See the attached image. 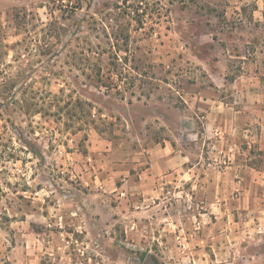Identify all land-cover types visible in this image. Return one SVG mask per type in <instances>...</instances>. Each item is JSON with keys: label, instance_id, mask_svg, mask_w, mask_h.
I'll use <instances>...</instances> for the list:
<instances>
[{"label": "rangeland", "instance_id": "1", "mask_svg": "<svg viewBox=\"0 0 264 264\" xmlns=\"http://www.w3.org/2000/svg\"><path fill=\"white\" fill-rule=\"evenodd\" d=\"M205 96L264 111V0H0V264H264L261 190L204 172ZM166 139L198 168L150 181Z\"/></svg>", "mask_w": 264, "mask_h": 264}, {"label": "crops", "instance_id": "2", "mask_svg": "<svg viewBox=\"0 0 264 264\" xmlns=\"http://www.w3.org/2000/svg\"><path fill=\"white\" fill-rule=\"evenodd\" d=\"M196 1L199 0H195V2ZM209 1L216 3L220 0ZM233 1L238 0H231V2ZM225 15H227V13H225ZM211 32L212 31L209 29L208 33ZM212 40L215 41L214 37ZM243 59L246 58L244 57ZM209 77L214 78V75L210 74ZM190 99H193V97ZM201 100L204 104L208 105L207 107H203L205 115H202L203 122L201 123L205 134L203 133L204 136L202 140L214 139L215 143H209L210 147L213 144L214 149L226 146L227 148L223 149L222 152L229 160V166L223 171L213 169L212 164H210L211 169L204 172L210 176V178L214 179L221 176L222 189L226 190L233 187V189L239 193L237 195L239 209H245L247 208L246 206L251 207L253 205V202L255 201L253 195H256L255 192L257 190H261L260 198L262 199L261 201L264 202V172L249 165V163H244L248 158L246 160L241 159L243 156L247 157L248 153V151L243 149V145L248 146V149L250 150L249 156L251 157H253L252 150H257L259 155H264L263 108H250L251 106L248 105L242 108H236L232 104H226L223 101L215 100L208 96L202 97ZM254 108L259 111L260 118L263 119V122L257 121L261 129H258L259 132H257L256 136L251 138V140H246L248 136H246L244 132L247 131V126L253 125L250 109L254 110ZM226 112L234 114V119L227 120ZM181 120L182 134L179 135L178 140H183L189 135L186 131H190L193 134L194 132L196 133L195 120L193 118L184 114ZM186 123L189 124L187 125ZM164 143L165 144L161 145V147L149 150L150 165L147 168L146 173L143 175L144 177H147L150 181H155L158 180V178L164 179L173 176L172 173L174 172L182 176V173L187 175V173H194V171L197 170L198 164L194 165V167H187L189 153L186 152L185 148H180L178 146V149H176L175 145L167 139ZM218 153L219 152L217 151H213V154L216 156L220 155V153ZM216 183V180H214L212 185H216Z\"/></svg>", "mask_w": 264, "mask_h": 264}, {"label": "water", "instance_id": "3", "mask_svg": "<svg viewBox=\"0 0 264 264\" xmlns=\"http://www.w3.org/2000/svg\"><path fill=\"white\" fill-rule=\"evenodd\" d=\"M144 264H156L153 260H152V258L149 256V257H147V259H146V261H145V263Z\"/></svg>", "mask_w": 264, "mask_h": 264}, {"label": "flooded vegetation", "instance_id": "4", "mask_svg": "<svg viewBox=\"0 0 264 264\" xmlns=\"http://www.w3.org/2000/svg\"><path fill=\"white\" fill-rule=\"evenodd\" d=\"M153 260V259H152ZM154 261V260H153ZM155 262V261H154ZM156 263V262H155ZM157 264V263H156Z\"/></svg>", "mask_w": 264, "mask_h": 264}]
</instances>
